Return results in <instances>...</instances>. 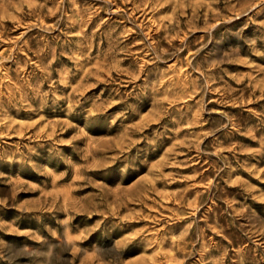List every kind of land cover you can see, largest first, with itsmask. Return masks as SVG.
<instances>
[{
  "label": "rangeland",
  "instance_id": "obj_1",
  "mask_svg": "<svg viewBox=\"0 0 264 264\" xmlns=\"http://www.w3.org/2000/svg\"><path fill=\"white\" fill-rule=\"evenodd\" d=\"M0 264H264V0H0Z\"/></svg>",
  "mask_w": 264,
  "mask_h": 264
}]
</instances>
